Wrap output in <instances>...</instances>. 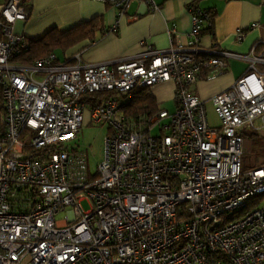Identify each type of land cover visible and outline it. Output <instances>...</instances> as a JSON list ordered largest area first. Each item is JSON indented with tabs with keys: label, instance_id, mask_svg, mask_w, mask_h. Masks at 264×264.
Returning a JSON list of instances; mask_svg holds the SVG:
<instances>
[{
	"label": "built area",
	"instance_id": "obj_1",
	"mask_svg": "<svg viewBox=\"0 0 264 264\" xmlns=\"http://www.w3.org/2000/svg\"><path fill=\"white\" fill-rule=\"evenodd\" d=\"M93 1L113 6L121 19L133 2L152 0ZM27 19L23 0L4 2L0 264H264V162L244 166L242 159L252 155L253 139L262 138L264 148L259 44L246 55L202 56L210 16L196 8L184 47L146 44L137 58L96 64L80 53L65 62L51 53L23 65L14 59L29 42L12 26ZM227 57L249 65L212 98L220 120L214 128L190 87L225 73ZM163 82L174 86V111L125 113L132 91ZM100 92L114 95L87 100ZM86 109L90 124L108 128L95 174L75 144ZM155 127L158 135L151 134ZM66 208L69 215L58 221Z\"/></svg>",
	"mask_w": 264,
	"mask_h": 264
},
{
	"label": "crops",
	"instance_id": "obj_2",
	"mask_svg": "<svg viewBox=\"0 0 264 264\" xmlns=\"http://www.w3.org/2000/svg\"><path fill=\"white\" fill-rule=\"evenodd\" d=\"M5 1L0 0V12ZM23 2L28 19L16 21L12 29L28 40H37L53 29L61 32L97 16L102 17V30L96 32L92 40L86 39L64 52V62L77 53L81 54L83 62L92 64L134 59L146 50V44L159 50L170 46L184 47L191 31L192 11L196 8L210 16V21L203 23L199 45L202 56H214L219 51L246 55L254 44H259L258 51L264 53V0L135 1L121 19L113 6L93 0ZM117 21V30L109 32ZM253 23L258 26L252 28ZM238 31L243 32L241 40H237ZM55 54L61 60L56 51ZM226 61L228 66L222 76L211 80L203 77V81L190 87L196 97L211 101L214 95L229 89L249 65L244 58L227 57ZM149 91L159 106L174 101L171 82L159 83ZM208 101H204L205 105Z\"/></svg>",
	"mask_w": 264,
	"mask_h": 264
},
{
	"label": "trees",
	"instance_id": "obj_3",
	"mask_svg": "<svg viewBox=\"0 0 264 264\" xmlns=\"http://www.w3.org/2000/svg\"><path fill=\"white\" fill-rule=\"evenodd\" d=\"M102 17L97 16L89 21L82 22L68 30H50L43 37L37 40H28L29 48L22 55L16 57L14 62L23 65H30L38 58L55 54L57 48L65 50L77 45L78 43L90 39L92 40L96 32L102 30ZM56 55V54H55ZM114 95L113 92H100L93 94L87 100L91 103ZM131 101L124 106L125 113L135 115L140 113H153L161 109L155 97L147 88L134 90L131 92ZM89 97V96H88ZM4 105L0 88V115L3 114Z\"/></svg>",
	"mask_w": 264,
	"mask_h": 264
},
{
	"label": "rangeland",
	"instance_id": "obj_4",
	"mask_svg": "<svg viewBox=\"0 0 264 264\" xmlns=\"http://www.w3.org/2000/svg\"><path fill=\"white\" fill-rule=\"evenodd\" d=\"M76 46V45H75ZM74 47V46H73ZM72 48V47H71ZM71 48L65 50V53L69 52ZM56 52L60 55L59 57L61 58L62 61L65 59V54L64 50L62 48H57ZM224 74V73H223ZM223 74H220L214 78H218L222 76ZM43 75L41 74H35V79L37 81H42L43 80ZM203 80H199L201 82ZM235 83V82H234ZM233 83V84H234ZM232 84V85H233ZM224 92V91H223ZM222 93V92H220ZM218 93V94H220ZM216 94V95H218ZM214 95L213 97H215ZM212 97V98H213ZM201 101H208L200 98ZM160 108L163 109H168L169 111H174L175 110V102L173 100H169L163 104H160ZM206 108H207V119L211 127L217 128L220 126V120L214 110V106L212 101H208L206 103ZM90 117H89V110L86 109L83 115V123H82V129L81 133L79 134V137L75 140V144L79 147L80 150H86L88 154V161H89V170L91 174H95L97 172V167L99 163L103 159V149H104V139L108 135V128L104 124H97L93 123L90 124ZM152 135H158L159 134V127L153 128L151 131ZM262 138H255L253 139L251 144H248V147H250L253 151L252 155H244L243 156V164L244 166L247 165H254L256 163H261L264 161V148H263V143H262ZM82 206L85 208V210H88L90 208L89 204L87 201L82 202ZM69 208H66L64 211L58 213L56 215V219L60 222H62L68 215H69Z\"/></svg>",
	"mask_w": 264,
	"mask_h": 264
}]
</instances>
